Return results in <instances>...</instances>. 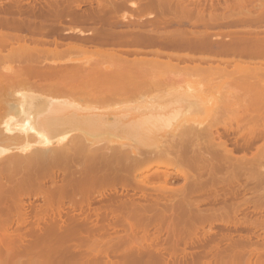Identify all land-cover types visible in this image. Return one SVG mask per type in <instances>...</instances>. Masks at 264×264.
<instances>
[{"label": "bare ground", "instance_id": "6f19581e", "mask_svg": "<svg viewBox=\"0 0 264 264\" xmlns=\"http://www.w3.org/2000/svg\"><path fill=\"white\" fill-rule=\"evenodd\" d=\"M74 1H50L44 8L38 9V16L42 19L34 24L36 35H46L50 27H47L48 24L44 25V22L51 20L56 26L55 21L59 23L68 19L71 24H113L112 28L93 27L92 24L91 32L89 29L92 28L84 29L88 25L80 24L78 27L84 29L82 31L75 27L76 24L66 25L68 20L66 24H58L62 26L58 27L60 30L56 26L54 29L53 25L54 33L64 32L63 37H58L57 33V37L63 41L64 37L66 41L65 31L70 33V38L68 35L67 38L71 41H66V49L59 47L62 45L57 38L52 37L50 42L38 35L31 45L26 40V35H18L14 30H0V83L1 79L11 81L12 77L5 67L15 64H19L21 71L29 76L48 72L46 70H51V67L56 72L64 69L71 72L68 67L72 66V71L77 72L73 80L81 79L82 85L74 87L75 84L77 86V81L73 83L72 78H69L73 87H62V94L70 93L79 98L78 110L74 113L78 124L88 125L90 120L97 122L84 125L85 128L80 127L81 129L66 125L67 120L76 119L72 114L64 122L61 119L60 122L42 124L36 123L30 116L27 118L25 111L16 112V118H21L15 125L11 119H3L7 120L3 122L0 118L1 130L3 127L6 130L10 128L11 131L15 127L14 131L18 136L14 140L8 130L4 136L5 129L2 130L5 132H0V250L5 251L0 254L1 257L6 261L17 256L16 251L19 253V250H26L23 255L26 253L30 264H73L71 259H75V264H120L118 261L101 258L98 251L93 255H53L48 252L58 249H126L130 252L123 253V264H250L254 258V246L249 236L233 238L232 234L224 230L230 225L236 227L241 223L247 228H261L264 233V11L240 12L236 15L208 12L207 16L206 12L200 10L202 5L199 0H95L93 5L91 2L94 3V0H82L89 3L88 7L76 12L78 9L73 5ZM210 2L207 5H212ZM18 4V0H11L7 6L1 5L5 15H0V23L24 24L25 20H14L6 13L18 10ZM202 4L205 5V1ZM123 8V14L129 9L127 15L119 14ZM1 14H4L3 11ZM234 19L237 22L250 20L263 24L260 23L261 30L258 29L260 25L255 26L258 24L256 22L250 28L252 22L248 25L250 29L227 28L228 30L223 31L221 28L217 32L208 31L210 26L230 24ZM235 20L232 24H235ZM121 23L130 26L117 29V25ZM199 24L205 29L196 28ZM52 28L50 30L53 32ZM71 32L76 35L73 37L76 39L72 40ZM91 39L95 43L94 48L100 47L95 50L87 48L85 44L88 41L91 43ZM13 40H17L16 45H13ZM132 42L138 45L136 48L134 44L133 49L137 50L140 46L139 50H145L146 53L148 51L141 47L179 49V53L175 50L179 57L181 50L185 49L187 51L184 50L183 57L189 56L191 59L196 56L201 60L203 57L227 59L230 56L235 62L231 63L235 70L231 71L226 66L224 68L228 71L224 68L221 70L223 63L216 68L217 65L212 62L214 66H208H212L213 70L215 67L216 71L212 73L214 75L211 74L214 77L210 78L209 72L212 70L200 67L203 64L198 60L195 63L199 66L194 63L193 67L190 64L189 69L197 71L201 68V72L206 70L204 73L207 72L209 76L203 79L205 74L197 71L201 78L194 81L190 76L178 77L180 73L187 75L188 73H184L191 72L189 69L182 67L177 70L180 65L176 66L172 61L173 64H162L161 57L159 63L156 57L160 55L154 54L153 47H150L153 51L151 54L155 58H149L148 54L139 51L134 56H144L140 55L141 59L138 60L139 56L134 57L133 53L132 59L135 62L132 60V63L121 61L125 50L119 57L116 51L119 48L114 49L117 60L114 58L115 52L112 50L111 53L106 49L107 44L124 43L127 46L132 45L129 44ZM7 43H11L12 47L8 53H2ZM163 49L155 52H167L162 51ZM196 52L198 55H194ZM124 56L128 57V54ZM90 57L95 60L92 58L77 62ZM183 57L177 56V59ZM186 58L188 59H183ZM224 64L230 63L227 61ZM49 65L51 69H44ZM160 70L166 76H169L167 72H179L175 79L183 81L182 86V83H194L200 89L205 87L211 91L215 81L226 87L223 89L230 90L227 89L229 91L226 92L222 88L221 91L215 89L211 94L203 89V93L191 90L187 92H193L192 94L179 93L180 95H171L169 99L163 93L162 97L160 94L158 97H151L147 104L156 108L146 110L141 116L148 118L154 112L158 115L156 124L149 127L145 140L128 139L125 135L131 128L128 120L130 116L133 117L130 113L132 111L108 108L107 105L114 102L116 97L108 92L107 82L121 79L122 77H114L120 72L124 75L126 72L145 74L146 79H151V73L157 75L160 72L162 76L163 72ZM80 73H86L84 76L89 77L78 75ZM91 73L106 75L98 77L99 75ZM110 73L116 75L110 76ZM227 74L234 76L227 80ZM159 75L156 78L165 77V82L170 79ZM210 80L213 85H210ZM69 82L67 81L68 85ZM2 85L0 105H4V101L9 104L7 101L13 94L10 90L11 93H7L3 89L8 90L7 85ZM187 99H194L195 103L207 101L208 107L181 108ZM233 102L244 106L241 109L225 108ZM5 105L1 107L4 109ZM9 111L11 110L6 113L10 114ZM244 121L253 124L243 127L241 123ZM229 131H237L243 138L239 145L242 151L238 155L227 140L223 139ZM258 138L263 139L262 142L255 145L253 153L247 155L244 150L254 146ZM22 168H26L28 172H16ZM243 177L245 181L254 182L253 186L256 187L252 190L244 189L242 200L235 202L232 198L241 192L235 186L241 183L240 179ZM176 179L181 181L174 184ZM247 191L251 194L246 195ZM25 197H31V200L25 202ZM32 198H38L39 203L35 204ZM94 202L99 204L94 206ZM252 214L258 215L253 220H244L247 219L244 217ZM257 217L258 221L255 220ZM97 218L105 219L107 223L99 226L93 222ZM215 224H221L222 228L219 231L213 230ZM161 232L164 233L163 238H159L158 234ZM161 240L163 242L159 243ZM187 247L192 248L190 250ZM34 249H38L39 254H31L30 251ZM259 253L258 258L256 256L258 264H264V245H260ZM25 262L15 264H26Z\"/></svg>", "mask_w": 264, "mask_h": 264}, {"label": "rangeland", "instance_id": "374dc122", "mask_svg": "<svg viewBox=\"0 0 264 264\" xmlns=\"http://www.w3.org/2000/svg\"><path fill=\"white\" fill-rule=\"evenodd\" d=\"M11 0H0V15L1 16H3V15H5V11L3 10V7L4 6H7L8 4H9V2H10ZM19 2H20V4H18V5H16V8L18 9V10H13L14 12H6L8 15L7 16H10L11 18H13L14 20H18V19H23V20H25L23 23V25L22 24H20V22H16L15 24H14V22H9V23H0V30H8V31H17V34L18 35H26V37H27V41H30L31 42V45L33 44V41L35 40V38H37L38 37V35H36L37 33H35L34 31H35V23L37 24V22H39V20L40 19H42L40 16H38V13H37V10L38 9H41V8H44V6H46L47 5V3H49L50 1H58V2H62V0H18ZM93 1V0H92ZM130 1V0H129ZM204 1H205V5H203L202 4V2L204 3ZM199 0V2H200V4L202 5L201 6V8H200V10L201 11H204L203 13H205L206 15L208 14L209 15V13L208 12H217L218 14H220V13H222V12H224V13H231V14H234V15H236V14H238V13H240V12H250V13H257V12H260V11H264V0H212V2H210L211 0ZM215 1V2H214ZM216 1H218V3L216 2ZM15 2H16V0H15ZM86 3H84L82 0H75L74 2H73V5L75 4L76 5V7H77V9L78 10H76V12L77 11H80L82 8H84V9H86L85 7H88V2L87 1H85ZM94 3H92L91 2V4L93 5V4H95L96 2H95V0L93 1ZM210 2V4L212 3V5H207L208 3ZM8 3V4H7ZM216 3V4H215ZM7 4V5H6ZM3 7H2V6ZM128 6V5H127ZM75 7V8H76ZM1 8H2V11H3V13L4 14H1L2 13V11H1ZM128 8V7H127ZM84 9H82V10H84ZM125 10H126V8H125ZM128 10V12H129V9H127ZM73 11H75V9H74V7H73ZM81 12V11H80ZM125 11H124V8L122 9V11H120L119 12V14H122V16L123 15H127L128 14V12L127 13H125V14H123ZM131 12V11H130ZM220 12V13H219ZM207 15V16H208ZM13 16V17H12ZM206 16V17H207ZM67 19V18H66ZM66 19H64V20H66ZM68 20V19H67ZM66 20V21H67ZM235 20V19H234ZM233 20V21H234ZM29 21H31V24H28V22ZM66 21H64V22H59L61 25L62 24H66L67 22ZM230 21V20H229ZM232 21V20H231ZM232 21V22H233ZM236 22H235V24H232V22H230V24H229V22H228V24H221L220 26L219 25H215V26H210V28H208V29H210V30H208V31H218V30H222L223 29V31H225V30H228L227 28H229V29H248L249 27L250 28H253L252 26H254L255 24H254V22H256V21H251L250 22V20L249 21H244V20H240L241 22H237V19L235 20ZM247 22L246 24H244L243 22ZM52 22H54V21H52L51 20V22L49 21H46V22H44L45 24L44 25H46L47 26V24H48V26L47 27H50V29L52 28V26L54 25ZM58 22V21H57ZM56 21H55V24H57V26L56 25H54L53 26V28L55 29V26H56V28H58V27H60V26H58V24L59 23H57ZM66 22V23H65ZM68 22H69V20H68ZM253 22V23H252ZM234 23V22H233ZM237 23V24H236ZM249 23H252L251 24V26H249L248 27V25H250ZM258 23V24H257ZM260 23L261 24H263L262 22H256V24L257 25H255V26H258V25H260ZM51 26H50V25ZM69 24H71V22H69V23H67L66 25H68L69 26ZM74 24H76V28L78 27V26H80V24H82V22H80V23H78V25H77V23H73L72 22V24H71V26L72 25H74ZM86 24V25H85ZM83 26H87L89 23H85ZM92 24H94V26L92 25ZM96 23H91L90 25H88L87 26V28L85 27L84 29H88V28H92V26L93 27H101V28H104V29H107L108 28V26H109V28L111 27L112 28V26H113V24L112 25H109V24H103V26H102V24L101 23H97L96 25H95ZM124 26H123V25ZM81 25V26H82ZM92 25V26H91ZM120 25V26H119ZM126 25H128V26H130V24H126ZM124 23H121V24H118L117 25V29H119V27H120V29H125L126 26ZM68 26H66V28L68 27ZM83 26H82V28H83ZM91 26V27H90ZM263 27H264V24L262 25ZM46 27V28H47ZM62 27V26H61ZM74 27V26H73ZM115 27V26H114ZM122 27V28H121ZM123 27H125V28H123ZM243 27H247V28H243ZM261 25L258 27V29H260L261 30ZM262 27V28H263ZM46 28H45V31H46ZM52 28V29H53ZM64 28V27H63ZM79 29H81L80 27H78ZM196 28H204L203 27V25H201V24H199V25H197V27ZM222 28V29H221ZM249 28V29H250ZM255 28H257V27H255ZM254 28V29H255ZM49 29V31H47V33H46V35L48 34V32H49V34L46 36L45 34V36L43 35V34H41V38H45L46 40L47 39H49L48 41H50L51 42V39H58V42L60 41V45H62V46H59L60 48H64V49H66L67 47H66V45L65 44H67V42L66 41H71V39H68V38H70V33L69 34H67V32L65 31V35H66V41H65V37H64V41H63V39L62 38H58V37H63L62 36V34H64V32L62 31V33L60 32V34H61V36H60V34L58 33V35H57V33H56V31H55V33H54V29H53V32H52V30H50ZM69 29V28H68ZM84 29H81L82 31H84ZM103 29V30H104ZM116 29V27H115V30H117ZM205 29V28H204ZM225 29V30H224ZM264 29V28H263ZM262 29V30H263ZM58 30H60V28H58ZM62 30V29H61ZM70 31H72L73 29H69ZM92 30H93V28L90 30L89 29V31H91L92 32ZM109 30H111V29H109ZM51 31V32H50ZM69 31V32H70ZM74 32V31H73ZM86 32H88V31H86ZM91 32H89V33H91ZM51 33V34H50ZM54 33V34H53ZM72 33V32H71ZM75 33V32H74ZM74 33H72V36H71V38H72V40H74V39H76V38H73V37H75L76 35L74 34ZM88 33V34H89ZM74 34V35H73ZM87 34V33H86ZM85 34V35H86ZM67 35L69 36L68 38H67ZM91 35V34H90ZM58 36V37H57ZM84 36V35H83ZM89 36V35H88ZM53 37V38H52ZM56 39V40H57ZM63 42H62V41ZM93 41H92V39H91V43L88 41L85 45L87 46V48H91L90 50H95L96 48H99L100 46H98V44L96 43V46H98V47H95L94 48V46H95V43H92ZM12 43H13V45H16V43H17V40H13L12 41ZM52 44V43H51ZM50 44V45H51ZM68 44H70V43H68ZM121 44V45H120ZM125 44H127V42L125 43ZM129 44H132V45H125L124 46V43L122 44V43H117V45L116 44H107V45H104V46H107V47H114V48H112V49H109V48H107L106 47V49L108 50V51H110L111 53H112V50H113V52H115V50L114 49H120V52L118 51V50H116L117 52H118V54L115 52V56H114V58H116L117 56H119L120 57V55H121V53L125 50V52L123 53L124 55L126 54H128V57H126V56H124L123 54L121 55V61L122 62H126V63H132V54H133V56L135 55V52L136 53H139V49H140V46H139V49H137L138 50V52H137V50L136 49H133L135 46H136V48H138V45L137 44H135L134 42H132V43H129ZM134 44H135V46H134ZM71 45V44H70ZM78 45V44H77ZM90 45H93V46H90ZM115 45V46H114ZM65 46V47H64ZM67 46H69V45H67ZM103 46V47H104ZM131 46V47H130ZM11 47H12V44L11 43H7L6 44V46L2 49V53H8L9 52V50L11 49ZM93 47V48H92ZM116 47V48H115ZM146 47V46H145ZM144 46L143 47H141V49L143 48V49H146V51H148L147 53L145 52V50L143 51V50H141V51H143V52H145L144 54H148L147 56H149V58L152 56V58L154 57H156L154 54L155 53H158L160 56H158L157 54V61L160 63V60H159V58L161 57V63L163 64L164 62L165 63H167V62H169V63H171V61L176 65V66H178V65H180V67L178 66L177 67V70L180 68V69H182V67H183V69H185V68H187V70L189 69V68H191V66H190V64H193L192 66L194 67L197 63H195V62H199L198 60H200L201 62L200 63H202L203 65H201L200 64V67L201 66H203L204 67V69H206V70H208L209 68L212 70L211 71V73L209 72V74H210V76H209V74L206 72V73H204L205 71L203 70L202 72H203V74H205V75H203L202 74V72H201V68H200V70H197V71H200L201 72V74L203 75V79L205 78V76L206 77H214V76H212V75H214V74H212L213 72H215L216 70V68H219L220 66H218V64L219 65H221L222 63H223V65L220 67V69L221 68H224V66H226V68L227 69H229V70H231V71H233V70H235V69H233V65L231 64V63H233V59H231L230 58V56L229 57H227V59H223L222 57H218L219 59H215L214 57H212V58H210L209 59V57H207V59L205 58V57H203V59L201 60L200 59V57H198V58H196V57H194L195 58V60H194V58L193 59H191V58H189V56H185V57H188V59L186 58V59H183V58H185V57H183V52H184V50H181L182 51V53H180V57H183V58H181V59H183V60H181V59H177V56H178V58H180L179 57V54L177 55V53H179V49L177 50V49H171V48H166L165 47V50L163 49V47L161 48V47H159V46H157L159 49H157L156 48V46H147L146 48H145ZM153 50H155V51H161V49H163L162 51H167V52H162V53H159V52H155L154 51V54H151V53H153V51H152V49ZM154 47H155V49H154ZM122 48V49H121ZM125 48H127V49H129V50H127V49H125ZM130 48H132L133 50H135V51H130L131 49ZM147 49H151V50H147ZM175 50H177L176 52H175ZM140 51V52H141ZM169 51H171V52H169ZM180 51V52H181ZM187 50H185V52H186ZM127 52H130V54L129 53H127ZM169 52V53H168ZM173 52H174V54H173ZM120 53V54H119ZM168 53V54H167ZM72 54V53H71ZM116 54H117V56H116ZM144 54H140V55H142L141 57H143L144 56ZM149 54H151V55H149ZM162 54V55H161ZM176 54V55H175ZM199 54H200V52H199ZM67 55V54H66ZM65 55V56H66ZM140 55L139 54H136V56H134V57H137V56H139V57H137V59L138 58H140L141 59V57H140ZM166 55H168V56H166ZM174 56V57H172V56ZM194 55H198V53L196 52V54L194 53ZM64 56V57H65ZM124 56V57H123ZM63 57V58H64ZM68 57V55L65 57V58H67ZM129 57H131L130 59H128ZM166 57H168V58H172L171 60H168V58H166ZM176 57V58H175ZM62 58V59H63ZM93 58V59H92ZM90 57V58H86V59H84L83 60V58L81 59V60H78L77 62H81V61H85V60H95L94 59V57ZM118 58V57H117ZM116 58V59H117ZM124 58H127V59H124ZM173 58L175 59L174 61H173ZM214 58V59H213ZM231 59L232 60V62H230V60L229 59ZM120 59V58H119ZM124 59V60H123ZM135 59V58H134ZM137 59H136V61H137ZM144 59H146V56L144 57ZM164 59H166V60H164ZM192 60V61H190V60ZM223 60V62L221 61V60ZM64 60V59H63ZM118 60V59H117ZM139 60V59H138ZM162 60H163V62H162ZM229 61V63L230 64H224V63H226L227 61ZM131 61V62H130ZM134 61V60H133ZM178 61V62H177ZM135 62V61H134ZM215 63V65H217L216 66V68L215 67H213L214 68V70L211 68L212 66H214V64L213 63ZM217 62V63H216ZM219 62V63H218ZM221 62V63H220ZM173 63H171V64H173ZM179 63V64H178ZM194 63H195V65H194ZM207 63V64H206ZM235 63V62H234ZM233 63V64H234ZM52 64V63H51ZM186 64H188L187 66H185ZM213 64V65H212ZM174 65V66H175ZM198 65V64H197ZM196 65V66H197ZM205 65V66H204ZM208 65H212V66H208ZM199 66V65H198ZM208 66V67H207ZM1 67H3V63H2V66ZM51 66L49 65V66H47L46 68L44 67V69H47V68H50ZM68 67V66H67ZM67 67H66V69H67ZM72 67V66H71ZM70 66L68 67L69 69V71H71V72H66L67 70H63V71H59V72H56V70H54L53 69V67H51L50 69L52 70H46V71H48V72H45V73H43V74H37V73H35V74H31L30 76H29V74L28 73H23L22 71H21V68H20V66H19V64H15L14 66H12V67H5L6 69H7V71H8V73H9V76L10 77H12V79H11V81H8V82H5V81H3L2 79H1V83L3 84V85H7V87H9L8 88V90H7V88H3V89H6V91H7V93L9 92V90L12 92V94H13V96L10 98V99H8V101L7 102H10L9 104L8 103H6V101H4V105L5 104H7V105H5L6 107H8L11 111H12V114H11V111H9L10 112V114H8V113H6L9 109H6V107L3 109V107H1V106H4V105H0V111H1V116H0V118H2L1 120H3V119H11V121L13 120V122H14V125L16 124V121L18 122L19 120H20V118H21V116L19 117V118H16L17 116H16V112H21V111H25V116L27 117V118H29V116L30 117H32V120L33 119H35L36 120V123H42V124H48V123H50V122H60V120L61 119H63V122H64V119H66V118H68V117H71V115L73 114V116H75V118L76 119H74V120H67V122H65V124L66 125H73V126H75V127H77L78 126V128H80V127H82V128H85L84 127V125L86 126L87 124L85 123L84 125H82L83 123H81V124H78L77 122L78 121H76L77 120V115H75L74 113H76L77 111L76 110H78V108H77V106H79L77 103V101H78V97L77 96H75V95H71L70 93H68L67 95H63L62 94V87H68V86H71V84L70 83H74L75 81H77V79L75 78V81L73 80L74 79V76H77V72L75 71H72V69H74V68H71ZM202 67V68H203ZM206 67V68H205ZM162 68V67H161ZM226 68H224L225 70H227ZM235 68V67H234ZM110 69V68H109ZM112 70H113V68H111ZM110 69V70H111ZM111 70V71H112ZM154 70V69H153ZM190 70V69H189ZM222 70V69H221ZM155 71H156V69H155ZM161 71V70H160ZM191 72H186V73H184V75L185 74H187V75H185V76H183V73H180L179 74V76H178V73L177 74H175L176 72H172L173 74H175L174 76H172L173 74H170V72H167L168 74H169V76H166V75H164V71H161V72H163V75L162 76H166L167 78H170V79H166V82H165V77L163 78L162 76H161V73H160V75H159V73H157V75L156 74H154V73H151V74H149V75H152V76H149V77H152L151 79H146V77H145V74H143V75H136L135 74V72L133 73V72H129V74H126V73H128V72H126L125 73V75L124 74H121L122 72H120V73H117L118 74V76H114V77H122L121 79H116V81H111V82H107L108 83V85H107V89H109L108 90V92H110V93H113L114 95H115V97H116V99L114 100V102H112V103H110V104H108L107 106H108V108L110 109V110H117V109H123V110H130V111H132V112H130V113H132L133 114V117L132 116H130L129 117V120H128V122L130 123V125H131V128H130V131L125 135L126 136V138H128V139H131V140H145V138H146V135H147V131H149L150 130V126L151 125H154V124H156V122H157V119L156 118H158V115H156L154 112L151 114V118L148 116V118H146V116H141L146 110H150V109H153L155 106H153V105H148L147 103H148V100L152 97H158L159 96V94H160V96L162 97L164 94L166 95V97L169 99V98H171V95H177V94H192L193 92H198V93H201V91H202V89L204 90V91H208V93L209 94H211V92L213 91V92H215V89H216V91H221V89L220 88H222V90H227V89H229V88H227V89H223V87L224 88H226L225 86H223V85H221L220 83H218V82H215L214 81V83H216V84H214L211 80H210V85H216V86H214L213 85V87H211V91L210 90H208V89H210V88H205V87H201V89L200 88H198L199 86H197V84H195V86L193 85L194 83H191L192 84V86H191V84L189 85L190 86V89H188L189 87H188V85L186 84V83H182L184 86L185 85H187V88H186V86L184 87V86H182L181 85V82H183V81H181V80H176L175 78H178V77H191V78H193L194 79V81L196 80V79H198V78H201L199 75V73L200 72H197V71H192V70H190ZM228 71V70H227ZM217 72H219V71H217ZM86 74V73H85ZM85 74H82V73H80V74H78V75H81V76H83V77H89V76H84ZM88 75H89V73H87ZM91 74H94V75H99L98 77H102V76H104V75H106V74H102V75H100L101 73H91ZM90 74V75H91ZM131 74V75H130ZM190 74V75H189ZM206 74H208V75H206ZM212 74V75H211ZM113 75H116V73H113ZM111 73H110V76H113ZM160 76V77H162V78H159V79H157L156 78V76ZM196 76V75H198V76H196V77H193V76ZM201 75V76H202ZM171 76L173 77L172 79H171ZM176 76V77H175ZM178 76V77H177ZM230 76H234V74H227V80H231V79H229L228 77H230ZM15 77H18L17 79H15ZM90 77H95V76H90ZM97 77V76H96ZM72 78V80H70V79ZM215 79V78H214ZM69 82V81H72V82H69V84L70 85H68L67 84V81ZM81 79H78V81L77 82H75V83H77V86H75V85H73V83H72V85L74 86V87H79V86H81L82 84L80 83L81 81H80ZM149 80V81H148ZM163 80V81H162ZM3 81V82H2ZM179 81H180V83H179ZM193 81V80H192ZM197 81V80H196ZM0 83V85H2ZM81 84V85H80ZM148 84V85H147ZM180 84V85H179ZM3 85H2V87H3ZM179 85V86H178ZM218 85V86H217ZM73 86H71V87H73ZM180 86H182V87H180ZM87 87H89V86H87ZM92 87H95V85L93 86L92 85ZM148 87V88H147ZM175 87V88H174ZM177 87V88H176ZM174 88V89H173ZM184 88H186V89H188V90H184ZM176 89V90H175ZM178 89H181V90H178ZM198 89V90H197ZM200 89V90H199ZM220 89V90H219ZM87 90H90V89H85V91H87ZM170 92L171 94L169 95V93L167 92ZM170 90H172V91H170ZM183 90V92H181ZM191 90H193V92H187V91H191ZM230 90V89H229ZM229 90H227L226 92H228ZM3 91V90H2ZM180 91V92H179ZM204 91H202V93L204 92ZM0 92H1V90H0ZM4 92H5V90H4ZM11 92H9V93H11ZM64 92V91H63ZM76 92V91H75ZM174 92V93H173ZM6 93V92H5ZM161 93H163V95H161ZM207 93V92H206ZM156 94V95H155ZM179 94V95H180ZM158 95V96H157ZM179 95H178V97H179ZM165 96H164V98H166ZM166 98V99H167ZM10 100V101H9ZM188 101L190 102V103H188ZM192 102V103H191ZM234 102H236V101H234ZM232 103V104H229L228 106H225V108H232V109H236V108H239V109H241V108H243V106L244 105H240V104H235V103ZM184 103H186V104H184ZM182 105H181V108H196V109H198V108H206V107H208V102L207 101H196V103H195V100L194 99H187V101L186 102H184ZM193 104V105H192ZM199 104V105H198ZM205 106H204V105ZM183 106V107H182ZM186 106V107H185ZM216 106H219V105H216ZM156 108V107H155ZM261 108V107H260ZM74 111V112H73ZM4 113V114H3ZM130 113H128V114H130ZM7 116V117H6ZM4 117H6V118H4ZM8 117H10V118H8ZM53 117H56V118H53ZM19 119V120H18ZM7 120H3V122H6ZM75 121H76V124H74L75 123ZM13 122H11L12 124H13ZM20 122V121H19ZM88 122V121H87ZM233 122V121H232ZM72 123V124H71ZM95 123H97L96 121H94V120H92V122H91V120H90V122L88 123V125L90 124H95ZM242 124V126L243 127H246V126H248V125H250L251 126V124H253V122L251 123L250 121H249V123L248 122H242L241 123ZM87 125V126H88ZM233 126H234V122H233ZM5 128H3L2 127V130H4ZM12 129V128H11ZM81 129V128H80ZM2 130H1V128H0V132L1 133H3V132H5L6 131V133H3V136L4 135H7V130L11 133V139L14 137V140L15 139H17V133H15V127L11 130V131H13V132H11L10 131V128H8L7 130L5 129V131H3L2 132ZM9 132H8V134H9ZM0 133V134H1ZM14 134H15V136H14ZM10 135V134H9ZM224 135V134H223ZM234 135H237L236 134V132H235V134H233L232 133V131L230 132L229 131V133L227 134V135H225L226 136V138L230 141V140H232V136H234ZM2 136V135H1ZM13 136V137H12ZM10 137V136H9ZM240 140H241V138H239ZM261 140H263V139H256L255 140V142L254 143H256V144H254V146H250L247 150H244V152H246V154L248 155V154H250L251 152L253 153V150L255 149V145H257L258 143L260 144L262 141ZM240 151V150H239ZM252 155V154H251ZM17 173H19V174H21V173H27L28 172V170L26 169V168H22V169H19V170H17L16 171ZM242 179V178H241ZM241 179H240V182L241 183H239V185H237V186H235V188H238L241 192H239L237 195H235V197H233L232 198V200L233 201H241L242 200V198H243V196L245 195H243L242 194V192H243V190L244 189H250V190H252L253 188H255L256 186H253V184H254V182H252V181H245V178L243 177V179H242V181H241ZM181 180H178V179H176L175 181H174V184H176V183H178V182H180ZM243 182V183H242ZM244 182L246 183V185H244ZM248 182V183H247ZM261 188V187H260ZM251 194V192L249 193V191H247L246 192V195H250ZM31 200V197H29V198H27V197H25L24 198V201L26 202V201H30ZM32 201H35L34 203L36 204V203H39V199L38 198H32ZM97 204H99V202H94L93 203V205L94 206H96ZM252 213V212H251ZM250 213V214H251ZM239 215H241V214H239ZM258 214H252V215H250V216H247V217H244V218H247V219H244V220H253L252 218L253 217H255V216H257ZM258 217H257V219H255L256 221H258ZM216 226L215 227H217L218 228V230L219 229H221L222 228V225L221 224H215ZM246 228V229H245ZM259 230H261V228L260 229H256V228H254V227H248L247 228V226H243V227H238V229L237 230H235V232H234V236L235 237H247V236H249V238H251V242H252V244L253 243H255V245H257V244H260V245H264V233H263V231L261 230V231H259ZM162 243L163 241L161 240V241H159V243ZM191 248L192 247H187V249H190L191 250ZM72 250H74V249H58V250H53V251H50V252H48V253H53V255L55 254V255H58V254H72V255H93L95 252H97V251H99L100 249H83V250H86V251H83V252H73ZM116 249H113V251H109V253H111V254H108V255H105L104 253H100V254H98L99 256H101V258H103V259H105V260H114V261H118L120 264H123V253H126V252H130L129 250H126V249H119V250H117V251H115ZM1 252H0V254L2 255V254H4V249H1L0 250ZM26 251V250H25ZM24 250L23 251H21L22 252V254H21V252H20V250H19V253L16 251V255L17 256H15V257H12V258H9V260L7 259H5L6 261H4V259L1 257V255H0V259H1V261H0V264H15V263H24V261H26L27 262V255H26V253H25V255H23L24 253L23 252H25ZM42 250L40 249V252H41ZM46 251V250H45ZM39 251H38V249H34V250H31L30 251V253L32 254V253H36V254H39L38 253ZM30 253H29V251H27V254L29 255V257H30ZM19 254H21V255H19ZM33 254V255H34ZM4 257V256H3ZM32 257L33 256H31V259H32ZM37 257V256H36ZM35 257V258H36ZM54 257V256H53ZM77 260V259H76ZM33 261H36V260H34V258H33ZM50 261H52V259L50 260ZM71 261H74L73 262V264H75L76 263V261H75V259H71ZM25 262V263H26ZM29 262H30V259H29ZM29 262H27V263H29ZM26 263V264H27ZM71 264H72V262H70ZM30 264V263H29ZM251 264H256V261H254L253 263H251Z\"/></svg>", "mask_w": 264, "mask_h": 264}, {"label": "flooded vegetation", "instance_id": "af4514ba", "mask_svg": "<svg viewBox=\"0 0 264 264\" xmlns=\"http://www.w3.org/2000/svg\"><path fill=\"white\" fill-rule=\"evenodd\" d=\"M235 132H236L237 135L232 136V140L229 141V140L226 138V136H223V139L227 140V142L229 143V145L235 149V150H234V153H235L236 155H238V154H240L241 151H242L241 148H239V145L242 144L243 138H242L241 136L238 135V132H237V131H234V132L232 131L233 134H235ZM239 138H241V140H240ZM239 150H240V151H239ZM93 222L100 226V225H102V224H106V223H107V220H105V219L103 220L102 218H97V219H94ZM243 226H244V225L241 224V223L238 224L236 227L230 225V226H228V227L225 228L224 232H227L228 234H232V237H233V238H246V237H239V236H238V237H235V236H234V232H235V230H237L238 227H243ZM213 230H215V231H219L217 227H214ZM259 231H261V230H259ZM158 235H159V238H163V237H164V233H163V232H161V233L158 234ZM249 240H251V238H249ZM251 241H252V240H251ZM253 246H254V250H253V252H252V255H254V258H253V261H252L251 263H253L254 261H256V264H258L257 258H258L259 254H260V253H259V250H260V244L255 245V243H253ZM72 251L78 253V252H83V251H86V250H83V249H74V250H72ZM109 251H113V250H110V249H108V250L100 249L98 252H99V253H103V252H105V253L111 254V253H109ZM115 251H116V250H115ZM256 256H257V258H256ZM251 263H250V264H251Z\"/></svg>", "mask_w": 264, "mask_h": 264}]
</instances>
